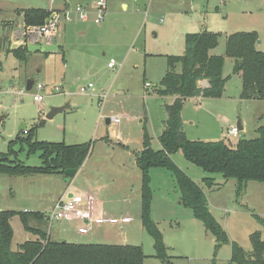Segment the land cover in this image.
<instances>
[{"label":"rangeland","instance_id":"obj_1","mask_svg":"<svg viewBox=\"0 0 264 264\" xmlns=\"http://www.w3.org/2000/svg\"><path fill=\"white\" fill-rule=\"evenodd\" d=\"M97 1L0 0V115H4L0 124V153H6L9 142L18 135L25 136L19 130L21 124H26L27 130L36 126L35 139L40 142L66 145L89 142L90 160L79 168L71 185L83 191L101 186L103 195L98 199L104 203L106 212L119 217L127 211L130 223L93 226L86 235L76 233L74 226L65 222L44 221L39 227L54 241L98 243L93 237L99 234L96 238L101 237L106 245L140 246L145 256L142 264H163L154 257L153 240L141 225L140 172L133 165L131 154L140 149L144 129L152 148H159L163 107L168 101L156 96L153 90L166 71L165 57L183 53L185 34L202 30L217 33L218 45L212 53L224 57L222 76L228 80L220 98L184 102L183 130L187 139L201 142L235 145L238 139L256 138V130L264 127V100L240 99L241 76L233 74L234 62L224 52L226 38L234 33L255 30L260 40H264V0H106L105 17L98 25L93 23V14L87 21L61 20L56 35L61 47L57 50L29 53L25 64L10 52L8 38L16 25L14 21L21 20L20 10L31 7L48 10L53 2L52 9L59 11L64 3L71 7L79 3L89 9ZM259 50L264 52V45ZM110 59L115 63L114 69L107 67ZM28 80L34 83L29 91L25 90ZM36 84L43 89L37 90ZM88 84L93 86L91 92L80 94L79 89ZM23 89L24 95H17ZM34 94L44 98L42 106L33 101ZM67 103L69 109L51 120L45 118L51 107ZM105 114L120 121L115 132L118 140L113 138V143L98 140L106 133L101 119ZM139 116L144 118L143 123L139 122ZM238 123L243 130L237 137L229 136L228 130ZM111 129L115 127L112 125ZM118 143L128 146L130 155ZM15 149L17 159L24 165H40L39 153L28 154L26 146L20 144ZM171 159L202 188L208 210L226 233L227 241L217 243L191 210L179 203L170 172L152 168L150 218L161 234L170 264H230L232 242L250 252L252 234L258 233L264 239V183L248 182L236 198L235 180L203 172L188 163L180 151ZM206 177L214 179L212 188L203 185L202 179ZM71 179L66 172L0 175V210H27L47 216ZM105 181L108 185L103 187ZM123 184L130 187L132 194L137 189L138 201L131 206L127 204ZM10 223L14 232L12 249H16L31 235L23 231L17 218Z\"/></svg>","mask_w":264,"mask_h":264},{"label":"trees","instance_id":"obj_2","mask_svg":"<svg viewBox=\"0 0 264 264\" xmlns=\"http://www.w3.org/2000/svg\"><path fill=\"white\" fill-rule=\"evenodd\" d=\"M25 26L44 24L49 10L29 8L19 11ZM182 55L166 56V71L154 93L161 97H174L172 104L164 107L166 120L158 137L160 149L150 147V138L144 130L143 148L137 154L136 164L141 173L140 221L144 231L152 238L154 257L163 264L168 261L167 249L161 234L150 218L152 201L149 170L164 168L172 175L179 193V203L191 210L211 233L217 243L227 241L226 233L210 214L205 194L199 185L181 171L171 156L180 151L184 159L207 174L221 175L224 180H235L238 198L248 182L264 183V127H259L254 139H238L235 145L223 141L201 142L186 138L182 127L181 111L188 99L201 96L218 99L222 96L228 78L222 76L224 57L210 55L218 45V34L202 30L185 35ZM256 32H238L229 35L225 43V56L234 62L233 74L241 76L242 100H264V53L256 50ZM14 58L25 64L27 48L10 51ZM177 66L180 72L176 71ZM207 80L205 88L198 81ZM26 130L25 136H17L9 142L6 153H0V175H50L76 172L88 157L91 144L66 145L35 139L36 126ZM25 145L28 154L39 153L40 165L27 166L17 159L15 146ZM205 187L214 186L213 178H203ZM17 218L23 231L31 237L12 249L14 232L10 221ZM260 222H263L257 217ZM47 221L41 212H17L0 210V264H142L145 258L142 248L133 245H106L96 243H71L54 241L39 224ZM31 222L35 225H31ZM264 224V222H263ZM252 250L245 252L235 242L231 243L230 264H264V239L258 233L250 237Z\"/></svg>","mask_w":264,"mask_h":264},{"label":"built area","instance_id":"obj_3","mask_svg":"<svg viewBox=\"0 0 264 264\" xmlns=\"http://www.w3.org/2000/svg\"><path fill=\"white\" fill-rule=\"evenodd\" d=\"M106 0H98L92 12L89 11L83 5H75L74 7L66 8L62 11H51L49 17L45 20L44 24L38 26H23L17 29L12 35L14 41H23L24 47L27 44H43L48 45L53 43V39L56 36L61 20L64 22H72L74 20L87 21L90 14H93V23L100 24L105 17L106 11ZM107 67L114 69L115 63L112 59L107 63ZM35 88L37 90H42L43 86L41 84H36ZM93 89L92 84H88L86 87L79 89L80 94H89ZM56 91L59 89L55 88ZM25 90L17 91V95H24ZM33 101L37 102L39 106L44 104V98L40 95L34 94L32 96ZM111 121L118 124L119 118L113 117ZM26 133V130H23ZM228 134L231 137H237L239 134L238 127H232L228 130ZM24 212H29L25 210ZM45 219L49 224L53 221L55 222H65L67 224L75 223L77 224L76 232L80 235L88 234L93 226H100L103 224L114 225H124L131 221L128 216L113 218L99 214L96 211V202L91 195H71V196H61L54 206L51 208L49 214L45 216Z\"/></svg>","mask_w":264,"mask_h":264},{"label":"crops","instance_id":"obj_4","mask_svg":"<svg viewBox=\"0 0 264 264\" xmlns=\"http://www.w3.org/2000/svg\"><path fill=\"white\" fill-rule=\"evenodd\" d=\"M52 4H54V2L53 3H51L50 4V6H49V8H48V10L49 9H51V10H57V11H59L58 9L59 8H56V9H52ZM77 4H79V3H77ZM76 4V5H77ZM75 5V4H74ZM81 5V4H80ZM69 7H71L70 6V4H68V3H64L63 4V7H62V10H64V9H66V8H69ZM86 7V6H85ZM31 8H38V7H31ZM88 8V7H87ZM26 9H29V8H26ZM38 9H40V8H38ZM89 9H91V11L90 12H92V10H93V8H89ZM22 10H24V9H22ZM61 10V11H62ZM21 11V10H20ZM91 15V14H90ZM18 17L19 18H21V20H15L14 21V23H16V25L14 26V28H12L11 30H12V32L10 33V36H9V40H8V44H9V49L10 50H12V45H13V43H15V42H17V41H14L15 39H12V34L17 30V29H19V28H21V27H23V26H25L24 25V22H23V17H22V15L21 14H18ZM255 31V30H254ZM81 34H84V32H82ZM57 35V34H56ZM186 35V34H185ZM258 35V34H257ZM185 37V36H184ZM258 39L260 40V38H259V36H258ZM53 45H56L57 46V49L59 48V47H61V45H60V40H59V35H58V37L57 36H55L54 37V39H53V43H52ZM262 45H264V40H260L259 41V43H256V50L257 51H260V52H262L261 50H259V47L260 46H262ZM17 48H25L24 46L23 47H17ZM17 48H15V49H17ZM15 49H13V50H15ZM56 49V50H57ZM214 50V49H213ZM28 51V50H27ZM183 51H184V48H183ZM30 53V52H29ZM38 53H40V54H42V52H38ZM210 53V55H215L214 53H212V50L209 52ZM264 53V52H263ZM43 54H45V53H43ZM183 54V53H182ZM181 54V55H182ZM167 56H169V55H167ZM165 59H166V57H165ZM178 67L179 66H177V68H176V71H177V69H178ZM180 69V68H179ZM33 85H34V83H33ZM33 85H32V87H33ZM207 85H208V82H207V80H201V81H198V83H197V86L199 87V88H205V87H207ZM226 85V84H225ZM153 93H154V91H153ZM156 96H158L156 93H154ZM158 97H161V96H158ZM161 98H165L167 101H168V103H166L165 105H164V107L165 106H167V105H170V104H172V102H173V100H174V97H170V96H167V97H161ZM202 99V97L201 96H197V97H195V98H191V99H188L187 101H193V100H201ZM186 101V102H187ZM68 104V103H67ZM70 106V105H69ZM71 107V106H70ZM163 107V108H164ZM183 108V107H182ZM163 112H164V119L161 121V133H162V131H163V129H164V126H163V124H164V122H165V120H166V113H165V109L163 110ZM183 114H184V112L183 111H181V117H182V121H183ZM111 115V114H110ZM110 115H108V114H105L104 115V117L103 118H101L103 121H104V123H105V126H106V128H105V130L103 129V131L104 132H106L105 133V136L104 137H99V139L98 140H102V139H104L103 141H105V142H110V143H113L114 141H113V138L114 139H116V134H115V132H116V130L118 129V125H119V123L118 124H115V123H113L112 121H111V118H108V116H110ZM138 120H139V122L140 123H143L144 122V118H142V117H138ZM99 121H101V120H99ZM100 123V122H99ZM1 124V123H0ZM112 125H113V127H115V129L113 130V129H111L112 128ZM183 127V126H182ZM237 127H238V129H239V131H241V130H243V127L238 123V125H237ZM145 130V129H144ZM146 131V130H145ZM144 132V131H143ZM160 133V134H161ZM184 133H185V131H184ZM160 134H159V136H160ZM148 135V134H147ZM116 140H118V139H116ZM103 143V142H102ZM118 146H119V148L120 149H122V150H124V151H127L126 153H127V155H130V152H129V149H128V146H125L124 144H117ZM159 145V144H158ZM150 147L152 148V146H151V140H150ZM142 148H143V145H142V140H141V147H140V149H136V153H132L131 155H133V159H134V161H135V163H133V165H135V167H136V169H138V171L140 172V170H139V168H138V166H137V164H136V160H137V154L139 153V152H141V150H142ZM153 149V148H152ZM160 149V146H159V148L157 149V150H159ZM154 150V149H153ZM157 150H154V151H157ZM91 153H89V155H88V157L86 158V160L84 161V163L87 161V163H88V161L90 160V157H91ZM112 157H114L115 155L114 154H112L111 155ZM84 163H83V165H84ZM120 163V162H119ZM82 165V166H83ZM121 166H123V164H121ZM80 168H83V167H80ZM79 170V169H78ZM77 170V171H78ZM130 170L133 172L134 171V169L133 168H130ZM76 171V172H77ZM76 172L73 174V175H71V181H70V185H67V187L64 189V192L62 193V196L64 195V196H71V195H76V194H81V195H91L94 199H95V202H96V211L99 213V214H103V215H105V216H109V217H113V218H120V217H124V216H128L127 214V211L126 212H123V213H121L120 215H119V217H116V216H110L107 212H106V210H105V208H104V203L102 202V201H100L99 199L101 198V196L103 195V194H100V192L102 191V187L101 186H99V185H96V186H94V187H91V189H88V190H85V191H83V190H79V189H77L76 187H73V185H71V183H72V181H73V177L75 176V174H76ZM140 174V186H141V173H139ZM66 175H69V174H66ZM106 185H108L107 183H106V181H105V183H104V186L103 187H105ZM123 187H124V190L126 191L125 193H126V195L128 196L127 198H126V201H128L127 202V204H128V206H131V205H133V204H135V202H137L138 201V197H137V195H136V193H137V189H136V192H134V194H132V192H131V189H130V187L128 186V185H126V184H123ZM104 190H105V188H103ZM130 192V193H129ZM135 197V199H134V201H133V197ZM99 198V199H98ZM108 198V197H107ZM139 199L141 200V197H140V188H139ZM140 203H141V201H140ZM68 225H73L74 226V229H75V232H76V227H77V224H75V223H71V224H68ZM77 233V232H76ZM97 235H99V234H97ZM97 235H95L93 238H94V240H96V241H94V242H98V243H96V244H105L103 241H101L102 239H101V237H97L96 238V236ZM65 241V240H64ZM101 242V243H100Z\"/></svg>","mask_w":264,"mask_h":264},{"label":"water","instance_id":"obj_5","mask_svg":"<svg viewBox=\"0 0 264 264\" xmlns=\"http://www.w3.org/2000/svg\"><path fill=\"white\" fill-rule=\"evenodd\" d=\"M256 43H259V41H257ZM24 46V42L21 41H17L15 43H13L12 45V50L17 48V47H23ZM26 48L28 50V52L32 53V52H42V53H49L52 51H55L57 49L56 45L53 44H48V45H43V44H27ZM33 85V81L28 80L26 82L25 85V90L29 91L32 88ZM70 106L69 104H65L64 106L61 107H51L49 109V112L47 113V115L45 116V118L47 120H51L54 116H56L57 114L63 112L66 109H69ZM4 119V115H0V123L3 121ZM26 128V124H21V126L19 127V130L23 131ZM75 172L72 171H66V174H69L70 176L73 175Z\"/></svg>","mask_w":264,"mask_h":264}]
</instances>
